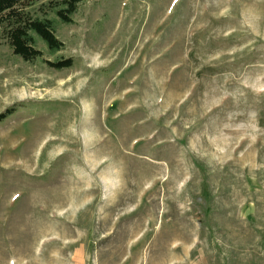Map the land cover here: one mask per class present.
<instances>
[{
  "label": "rangeland",
  "instance_id": "obj_1",
  "mask_svg": "<svg viewBox=\"0 0 264 264\" xmlns=\"http://www.w3.org/2000/svg\"><path fill=\"white\" fill-rule=\"evenodd\" d=\"M56 27L69 69L0 42V264H264V0Z\"/></svg>",
  "mask_w": 264,
  "mask_h": 264
},
{
  "label": "trees",
  "instance_id": "obj_2",
  "mask_svg": "<svg viewBox=\"0 0 264 264\" xmlns=\"http://www.w3.org/2000/svg\"><path fill=\"white\" fill-rule=\"evenodd\" d=\"M44 1L0 0V42L4 41L13 55L25 62L39 61L56 71L69 69L73 65L72 59L48 60L37 45L42 43L50 55L60 51L63 43L56 35L57 21L66 25L73 23V15L82 0ZM12 112L13 107L0 113V122Z\"/></svg>",
  "mask_w": 264,
  "mask_h": 264
}]
</instances>
